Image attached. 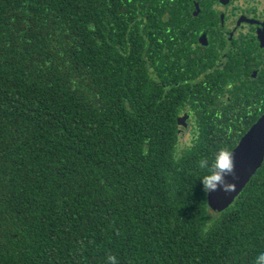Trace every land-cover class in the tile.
I'll use <instances>...</instances> for the list:
<instances>
[{"label": "trees", "instance_id": "trees-1", "mask_svg": "<svg viewBox=\"0 0 264 264\" xmlns=\"http://www.w3.org/2000/svg\"><path fill=\"white\" fill-rule=\"evenodd\" d=\"M220 23L218 0H0V264L264 252V160L219 211L197 179L264 112V54Z\"/></svg>", "mask_w": 264, "mask_h": 264}, {"label": "flooded vegetation", "instance_id": "flooded-vegetation-1", "mask_svg": "<svg viewBox=\"0 0 264 264\" xmlns=\"http://www.w3.org/2000/svg\"><path fill=\"white\" fill-rule=\"evenodd\" d=\"M218 4L221 28L217 29L225 36L228 47L241 31L246 41L250 38L256 44V53L264 54V0H218ZM198 9L194 1L190 10L197 13ZM197 41L205 44L207 36L202 34Z\"/></svg>", "mask_w": 264, "mask_h": 264}, {"label": "water", "instance_id": "water-1", "mask_svg": "<svg viewBox=\"0 0 264 264\" xmlns=\"http://www.w3.org/2000/svg\"><path fill=\"white\" fill-rule=\"evenodd\" d=\"M230 152H233L235 157V175L226 178L225 186H234L235 191L225 195L221 188L215 194L208 193V204L214 211L225 208L238 195L264 160V112Z\"/></svg>", "mask_w": 264, "mask_h": 264}, {"label": "clouds", "instance_id": "clouds-1", "mask_svg": "<svg viewBox=\"0 0 264 264\" xmlns=\"http://www.w3.org/2000/svg\"><path fill=\"white\" fill-rule=\"evenodd\" d=\"M198 139L199 132L193 127L191 132L184 138V147L191 150ZM206 165L207 161L203 159L197 165L198 171L204 173L197 178L201 184L202 191L206 195L208 193L215 194L223 188L225 195L232 194L235 191V187L225 186V180L235 175V157L233 152L221 148L211 157L210 167ZM105 264H118V261L115 256L109 255L106 257ZM252 264H264V252L258 253Z\"/></svg>", "mask_w": 264, "mask_h": 264}]
</instances>
